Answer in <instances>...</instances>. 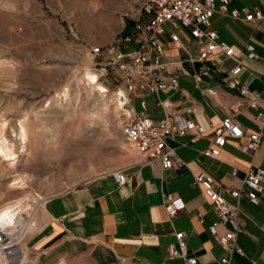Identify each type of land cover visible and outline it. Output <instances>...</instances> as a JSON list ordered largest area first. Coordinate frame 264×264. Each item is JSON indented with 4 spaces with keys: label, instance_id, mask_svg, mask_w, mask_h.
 Here are the masks:
<instances>
[{
    "label": "crops",
    "instance_id": "1",
    "mask_svg": "<svg viewBox=\"0 0 264 264\" xmlns=\"http://www.w3.org/2000/svg\"><path fill=\"white\" fill-rule=\"evenodd\" d=\"M263 2L227 0V8L251 12ZM210 23L217 40L237 52L246 66L237 79L257 95L256 109L248 107L247 97L237 89L226 86L234 62L228 58L216 62L215 56L197 60L199 44L189 39L187 31H180L178 44L167 37L161 39L163 57L177 77L178 87L144 96V114L158 121L165 112H177L204 130L230 118L244 135L259 128L264 133V64L244 56L247 45L253 46L259 58L264 56V19L246 23L215 14ZM123 34L126 31L118 36ZM206 89L214 94H206ZM131 105L135 112L140 110L137 99ZM189 139L186 135L165 141L181 162L180 168L163 170L159 160L146 162L132 148L135 154L125 167L44 199L32 218L24 248L56 258L82 256L90 264H181V259L165 260L166 246L174 241L173 233L180 232L185 254L195 258L196 264H221L223 258L228 259L227 264H264V176L256 206L244 197L234 200L227 194L240 188L247 168L264 170V143L248 156L236 148L244 140L228 139L216 158H208L201 153L212 148L211 133L207 131L194 143ZM116 172L125 178L122 185L114 180ZM200 173L212 179L213 190H220L228 203L237 206L242 232L235 243L241 255L223 252L209 236L207 228L215 222L216 214L201 188L192 183ZM167 196L181 198L184 203V209L171 219L163 209ZM224 231L223 226H216L217 235Z\"/></svg>",
    "mask_w": 264,
    "mask_h": 264
},
{
    "label": "rangeland",
    "instance_id": "2",
    "mask_svg": "<svg viewBox=\"0 0 264 264\" xmlns=\"http://www.w3.org/2000/svg\"><path fill=\"white\" fill-rule=\"evenodd\" d=\"M131 2L0 0V149L11 154L0 152V208L53 197L131 162L121 87L98 77L90 53L125 31ZM25 237L17 253H0V264H90L30 252Z\"/></svg>",
    "mask_w": 264,
    "mask_h": 264
},
{
    "label": "built area",
    "instance_id": "3",
    "mask_svg": "<svg viewBox=\"0 0 264 264\" xmlns=\"http://www.w3.org/2000/svg\"><path fill=\"white\" fill-rule=\"evenodd\" d=\"M227 4V0H132L125 16L126 34L118 36L104 46L90 48L91 55L98 59L96 68L98 77H105L117 90L121 87L120 107L125 108L123 111L126 116L122 128L123 140L146 162L159 160L163 170L180 168L182 165L172 150L166 147L167 139L188 135L189 143H194L209 131L212 136V148L201 153L208 158H216L228 139L244 140L243 143H238L236 148L248 156H252L257 146L264 143L262 128L255 133L244 135L230 118L210 125L208 130H204L177 112H165L158 121H153L144 114V96L175 90L178 87L177 77L170 72L169 62L163 57L161 39L167 37L169 42L178 44L180 31H187L189 39L199 44L197 60L215 56L216 62L222 58L234 62V67L227 73L231 78L226 82V86L237 89L240 95L247 97L248 107L256 109L257 95L247 90L237 79L238 74L246 66L241 63L237 52L226 43L217 40L210 22L215 14L227 15L234 21L246 23L261 21L264 19V2L259 9L251 12L244 9L228 10ZM244 56L248 60L258 59L264 64V56L259 58L251 45L245 46ZM205 93L214 94L211 89H206ZM134 99L139 102L138 112L132 109L131 103ZM231 175H235V170H232ZM263 176L262 168L249 167L243 172L240 188L228 190L227 194L234 200L244 197L251 205L256 206L263 192L261 185ZM113 177L118 185L125 181L120 172H116ZM192 183L201 188L216 214L215 222L207 228L209 236L223 252L241 255L235 243L237 235L242 232L237 206L228 203L220 190L212 189V179L208 175L200 173L192 179ZM43 201L17 200L7 204L8 207H12L11 211L0 222V253L3 258L17 253V246L26 236L28 226L31 225V220ZM5 207L0 208V211ZM163 209L171 219L184 209V203L181 198L167 196ZM217 225L225 228L223 234H216ZM173 240L166 246L165 260L181 259V264H196L195 258L185 254L182 234L173 233ZM227 262V258L220 260L221 264Z\"/></svg>",
    "mask_w": 264,
    "mask_h": 264
},
{
    "label": "bare ground",
    "instance_id": "4",
    "mask_svg": "<svg viewBox=\"0 0 264 264\" xmlns=\"http://www.w3.org/2000/svg\"><path fill=\"white\" fill-rule=\"evenodd\" d=\"M88 76H89V75H88ZM89 78L91 79L93 85H96L97 88H98L100 91L105 92V90H104L103 87H101L100 85H97V81H96L97 77H96L95 75H90ZM120 95H122V92H121V91H119V96H120ZM2 128H3V127H2ZM1 130H2V129H1ZM18 133H19L18 135L21 136L20 139H21V141H22L21 144H23V147H22V150H23L24 145H25L26 136H25V133H24L23 128H22L21 126H19V131H18ZM0 143H1V142H0ZM4 149H5V148H4ZM4 149H0L1 155H3V157H5V158L10 157L11 154L5 152ZM6 149H7V148H6ZM11 208H12V207L9 206V207L4 208L2 211H0V222H2L3 219L6 218V217L8 216L9 212L11 211ZM31 221H32V220H31ZM29 227H30V225L28 226V229H29Z\"/></svg>",
    "mask_w": 264,
    "mask_h": 264
}]
</instances>
